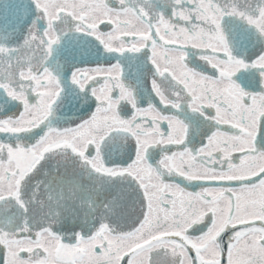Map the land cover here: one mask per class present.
Wrapping results in <instances>:
<instances>
[{"label":"snow or ice","instance_id":"1","mask_svg":"<svg viewBox=\"0 0 264 264\" xmlns=\"http://www.w3.org/2000/svg\"><path fill=\"white\" fill-rule=\"evenodd\" d=\"M0 264H264V0H0Z\"/></svg>","mask_w":264,"mask_h":264}]
</instances>
